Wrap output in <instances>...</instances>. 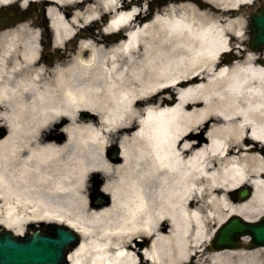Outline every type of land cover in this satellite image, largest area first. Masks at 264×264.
Here are the masks:
<instances>
[{"label": "bare ground", "instance_id": "bare-ground-1", "mask_svg": "<svg viewBox=\"0 0 264 264\" xmlns=\"http://www.w3.org/2000/svg\"><path fill=\"white\" fill-rule=\"evenodd\" d=\"M141 2L0 0L46 5L58 56L33 23L0 31V226L77 230L71 264H264V248L211 245L264 215V51L238 14L257 0Z\"/></svg>", "mask_w": 264, "mask_h": 264}, {"label": "water", "instance_id": "water-1", "mask_svg": "<svg viewBox=\"0 0 264 264\" xmlns=\"http://www.w3.org/2000/svg\"><path fill=\"white\" fill-rule=\"evenodd\" d=\"M8 16L0 18V26L13 21ZM250 29V46L263 48L264 8L250 14ZM82 115L91 116L89 112H83ZM5 133L3 130L1 136ZM113 153L116 155L118 150ZM248 195V190L239 193L241 198ZM244 235L251 236L252 245L264 246V217L258 222H247L239 217L230 219L216 234L213 246L217 249L239 247V239ZM80 242L76 231L61 224H41L40 228L24 236L0 228V264H71L69 253Z\"/></svg>", "mask_w": 264, "mask_h": 264}, {"label": "rangeland", "instance_id": "rangeland-1", "mask_svg": "<svg viewBox=\"0 0 264 264\" xmlns=\"http://www.w3.org/2000/svg\"><path fill=\"white\" fill-rule=\"evenodd\" d=\"M145 1V3H146V1H148V3H150V4H152V11L153 12H155V10L156 9H159V8H162L163 6H165V4L166 3H168L170 0H142V2L141 3H143ZM258 2V1H257ZM144 5V4H143ZM262 6H264V3H262V2H258V3H256L255 4V6L254 7H252V9L251 10H249L250 12H252V11H256L258 8H260V7H262ZM244 17H246V19H247V25H248V32H247V35L245 36V38H246V41H245V46H248L249 47V41H250V30H249V12L248 11H243L242 13H241ZM237 15V14H236ZM102 20H100V24L98 25V26H96V24H93V25H91V27L90 28H92L93 30H95V31H100L101 30V28H102ZM250 48V47H249ZM251 49V48H250ZM48 51H51V52H56V48L55 47H48L47 48V52ZM252 51L253 52H255V53H257L258 55L261 53V52H263L264 51V49H252ZM55 54V53H54ZM225 56V55H224ZM58 59V56L55 54L52 58H51V61L52 62H54V61H56ZM79 117H81V113L79 114ZM99 188V189H98ZM97 189L99 190H96V193H97V195L98 194H100V189H101V185L99 184V187H98ZM217 231V230H216ZM215 231V232H216ZM249 244V242H247V245ZM213 249V248H212Z\"/></svg>", "mask_w": 264, "mask_h": 264}, {"label": "flooded vegetation", "instance_id": "flooded-vegetation-1", "mask_svg": "<svg viewBox=\"0 0 264 264\" xmlns=\"http://www.w3.org/2000/svg\"><path fill=\"white\" fill-rule=\"evenodd\" d=\"M35 17L36 18L34 20V23L36 24V26H42L43 27V16L41 14H38V15H35Z\"/></svg>", "mask_w": 264, "mask_h": 264}]
</instances>
